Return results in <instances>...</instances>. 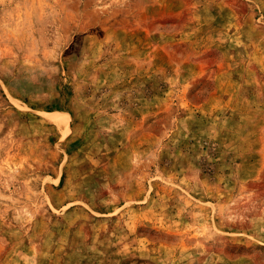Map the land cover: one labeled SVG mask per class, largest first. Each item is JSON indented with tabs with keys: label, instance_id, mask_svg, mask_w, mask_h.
<instances>
[{
	"label": "rangeland",
	"instance_id": "1",
	"mask_svg": "<svg viewBox=\"0 0 264 264\" xmlns=\"http://www.w3.org/2000/svg\"><path fill=\"white\" fill-rule=\"evenodd\" d=\"M0 264H264V0H0Z\"/></svg>",
	"mask_w": 264,
	"mask_h": 264
}]
</instances>
